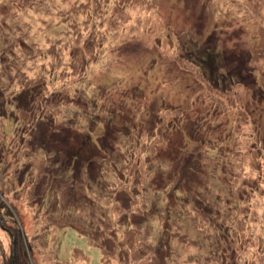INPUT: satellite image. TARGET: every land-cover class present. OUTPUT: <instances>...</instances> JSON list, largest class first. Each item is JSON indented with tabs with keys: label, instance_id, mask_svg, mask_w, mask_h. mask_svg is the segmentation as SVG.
<instances>
[{
	"label": "rangeland",
	"instance_id": "obj_1",
	"mask_svg": "<svg viewBox=\"0 0 264 264\" xmlns=\"http://www.w3.org/2000/svg\"><path fill=\"white\" fill-rule=\"evenodd\" d=\"M0 264H264V0H0Z\"/></svg>",
	"mask_w": 264,
	"mask_h": 264
}]
</instances>
